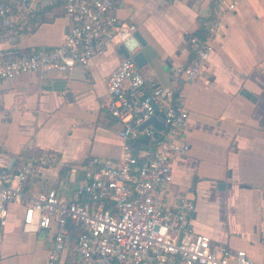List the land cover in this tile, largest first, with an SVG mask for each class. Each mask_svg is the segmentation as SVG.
<instances>
[{"label":"crops","instance_id":"crops-1","mask_svg":"<svg viewBox=\"0 0 264 264\" xmlns=\"http://www.w3.org/2000/svg\"><path fill=\"white\" fill-rule=\"evenodd\" d=\"M214 1L116 0L110 14L134 25L144 40L137 51L145 63L138 70L148 89H174L188 111L183 138L190 149L171 161L170 196L194 203L195 233L264 264V0H242L225 18L206 74L193 82L171 76L191 60L189 40L203 30ZM70 27L60 4L40 8L16 31L15 41L0 48L8 59L51 49ZM123 59L118 45L105 43L86 67L0 83V146L14 160L10 170H18L28 156L50 153L59 160L38 170L28 193L53 189L69 199L81 177L77 173L70 182L71 168L92 157H119L120 127L101 105L105 79ZM23 206L12 204L0 225V264H48L54 228L24 232ZM75 260L70 249L53 264Z\"/></svg>","mask_w":264,"mask_h":264},{"label":"built area","instance_id":"built-area-1","mask_svg":"<svg viewBox=\"0 0 264 264\" xmlns=\"http://www.w3.org/2000/svg\"><path fill=\"white\" fill-rule=\"evenodd\" d=\"M116 0L0 1V45L13 42L40 8L60 4L71 20L61 43L8 59L0 48V83L38 73L69 72L86 67L105 43L122 46L128 57L105 79L107 96L101 107L119 125L118 158L92 157L70 169V182L81 177L67 199L56 190L28 193L40 169L54 167L53 154L28 156L18 170H9L10 157L0 146V225L12 204H23L24 232L54 228L48 264L72 249L76 264H255L244 250L232 252L212 244L191 228L194 203L170 196L171 161L190 149L183 138L188 111L182 97L167 86H152L132 61L139 48L134 25L111 15ZM242 0L214 1L202 36L189 40L193 56L171 71L175 80L193 82L206 74L216 37ZM151 117L162 128L137 127ZM69 188V186L67 185Z\"/></svg>","mask_w":264,"mask_h":264},{"label":"water","instance_id":"water-1","mask_svg":"<svg viewBox=\"0 0 264 264\" xmlns=\"http://www.w3.org/2000/svg\"><path fill=\"white\" fill-rule=\"evenodd\" d=\"M135 36H136V39L138 40L139 45L144 46L145 42L142 39L141 35L138 32H136ZM119 50L123 54L124 58L128 57L126 51L124 50V48L122 46L119 47ZM131 59L135 63L137 68L142 67L145 63L144 56L142 55L141 52H138V51L131 57ZM148 126H152L153 128L160 130L162 128V122L160 119H158L156 117H151L148 120H146L145 122H143L140 126H138L137 129L141 131ZM13 162H14V160H11L10 165H9V170H10ZM223 188H224V184L219 183L218 189H223Z\"/></svg>","mask_w":264,"mask_h":264},{"label":"trees","instance_id":"trees-1","mask_svg":"<svg viewBox=\"0 0 264 264\" xmlns=\"http://www.w3.org/2000/svg\"><path fill=\"white\" fill-rule=\"evenodd\" d=\"M202 34H203V30L199 31V33H197L196 36H202Z\"/></svg>","mask_w":264,"mask_h":264}]
</instances>
